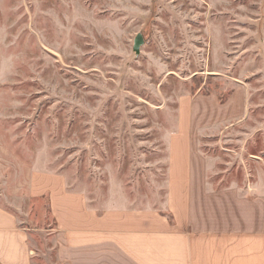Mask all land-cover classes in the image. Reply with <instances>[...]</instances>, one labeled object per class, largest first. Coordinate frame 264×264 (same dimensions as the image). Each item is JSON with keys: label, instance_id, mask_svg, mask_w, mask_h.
Wrapping results in <instances>:
<instances>
[{"label": "rangeland", "instance_id": "obj_1", "mask_svg": "<svg viewBox=\"0 0 264 264\" xmlns=\"http://www.w3.org/2000/svg\"><path fill=\"white\" fill-rule=\"evenodd\" d=\"M189 144L264 193V0H0V207L37 230L7 264H60L59 225L173 224Z\"/></svg>", "mask_w": 264, "mask_h": 264}, {"label": "crops", "instance_id": "obj_2", "mask_svg": "<svg viewBox=\"0 0 264 264\" xmlns=\"http://www.w3.org/2000/svg\"><path fill=\"white\" fill-rule=\"evenodd\" d=\"M192 144L174 162L177 208L173 224L151 214L125 216L113 223L59 225L47 231L60 264H264V193L229 187L216 191L208 163ZM255 188H258L255 186ZM153 213V212H151ZM37 230L21 227L0 207V242L18 240L19 255ZM13 239V240H12ZM14 246L0 250L1 262L15 261Z\"/></svg>", "mask_w": 264, "mask_h": 264}, {"label": "water", "instance_id": "obj_3", "mask_svg": "<svg viewBox=\"0 0 264 264\" xmlns=\"http://www.w3.org/2000/svg\"><path fill=\"white\" fill-rule=\"evenodd\" d=\"M143 43V39L140 35L136 36L135 40H134V46H133V50L136 54L139 53V47L140 45Z\"/></svg>", "mask_w": 264, "mask_h": 264}]
</instances>
